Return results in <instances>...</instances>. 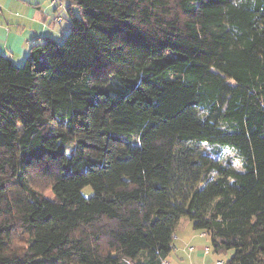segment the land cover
<instances>
[{"label":"trees","instance_id":"16d2710c","mask_svg":"<svg viewBox=\"0 0 264 264\" xmlns=\"http://www.w3.org/2000/svg\"><path fill=\"white\" fill-rule=\"evenodd\" d=\"M69 1L0 54V264H166L183 218L264 264V0Z\"/></svg>","mask_w":264,"mask_h":264},{"label":"crops","instance_id":"0c3cea01","mask_svg":"<svg viewBox=\"0 0 264 264\" xmlns=\"http://www.w3.org/2000/svg\"><path fill=\"white\" fill-rule=\"evenodd\" d=\"M0 2L3 5L0 12V54L8 56L14 64L21 65L31 48L46 38L51 37L60 41L69 32L70 23L66 12L69 0H61L60 6L51 4L50 0H0ZM58 13L64 16L61 23L54 21V16ZM202 234L206 235L205 232ZM191 248L192 251L195 250L192 245ZM167 259L166 264H172V261ZM218 261L224 260L217 259V264ZM203 264H215V260L206 257Z\"/></svg>","mask_w":264,"mask_h":264},{"label":"rangeland","instance_id":"374dc122","mask_svg":"<svg viewBox=\"0 0 264 264\" xmlns=\"http://www.w3.org/2000/svg\"><path fill=\"white\" fill-rule=\"evenodd\" d=\"M64 40L65 37L61 39L60 42H63ZM23 63L21 65H23ZM111 80H113V78ZM205 147L208 151L220 154L219 156H221L225 161L232 162L235 167H242L241 158L238 156L235 149L227 146L210 144H205ZM91 193V187L85 189V194L88 195ZM46 196L51 199L55 198L51 189L46 192ZM202 232L203 231L194 227V222L192 220L183 218L180 225L176 229V234H174L173 237V244L175 247L167 260L172 261V264H203L206 257H208V259L215 260V264H217V259L224 260L223 264H226L229 258L234 254V250L231 249L224 254L214 252L211 238L208 235H203ZM177 236L179 237L177 238ZM191 245L194 246V251L191 250ZM206 246L210 247V254L204 253V248Z\"/></svg>","mask_w":264,"mask_h":264},{"label":"built area","instance_id":"2783aa9c","mask_svg":"<svg viewBox=\"0 0 264 264\" xmlns=\"http://www.w3.org/2000/svg\"><path fill=\"white\" fill-rule=\"evenodd\" d=\"M51 4L60 6V5H62V2H61V0H51ZM2 8H3V5L0 2V12H1ZM63 20H64V16L62 14H60V13H58L57 15L54 16V21L56 23H61ZM191 249H193V248H191ZM204 252L206 254L209 253L210 252V247L206 246L204 248ZM218 264H223V261H218Z\"/></svg>","mask_w":264,"mask_h":264}]
</instances>
